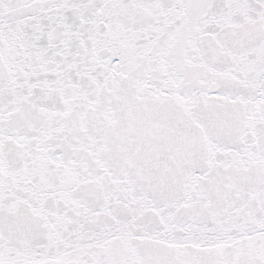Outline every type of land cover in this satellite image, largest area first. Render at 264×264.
<instances>
[{
    "label": "snow or ice",
    "instance_id": "snow-or-ice-1",
    "mask_svg": "<svg viewBox=\"0 0 264 264\" xmlns=\"http://www.w3.org/2000/svg\"><path fill=\"white\" fill-rule=\"evenodd\" d=\"M0 264H264V0H0Z\"/></svg>",
    "mask_w": 264,
    "mask_h": 264
}]
</instances>
